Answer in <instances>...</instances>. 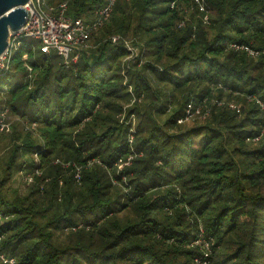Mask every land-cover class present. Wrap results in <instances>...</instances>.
<instances>
[{"label":"trees","instance_id":"trees-1","mask_svg":"<svg viewBox=\"0 0 264 264\" xmlns=\"http://www.w3.org/2000/svg\"><path fill=\"white\" fill-rule=\"evenodd\" d=\"M105 1L71 0L66 15L88 20ZM202 2L205 11L195 0H116L76 63L26 45L11 58L22 78L0 73V113L35 124L38 137L15 125L0 134L12 146L0 156V256L196 264L202 232L213 241L208 264H264V0ZM126 40L143 47L141 68L126 62ZM128 85L135 157L118 170L133 154L119 120ZM188 105L206 117L184 122ZM22 155L45 173L20 193L9 183Z\"/></svg>","mask_w":264,"mask_h":264},{"label":"built area","instance_id":"built-area-1","mask_svg":"<svg viewBox=\"0 0 264 264\" xmlns=\"http://www.w3.org/2000/svg\"><path fill=\"white\" fill-rule=\"evenodd\" d=\"M70 1L71 0H63L57 5V7L50 6L46 0H29V3L24 5V9L27 13V20L18 31L8 32L7 47L0 56V73L8 71L13 50H17L19 46L27 45L26 40L28 39L38 40L39 45L37 50L44 54H48L50 51H55L66 66L75 63L78 60L82 53V48L85 43L89 41L91 34L97 31L98 28H100L109 18L116 0H106L105 4L93 13V17L90 21H84L79 17L67 16L66 8ZM195 2L199 5L200 11H205L202 0H195ZM203 21L207 23V15L203 17ZM110 40L112 43H116L119 38L118 36H112ZM129 44L124 41L123 47L128 50L131 45ZM29 46L32 50L34 49L32 44H29ZM231 47H235V45H231ZM239 48L243 47L241 46ZM245 49L247 50V48ZM248 52L252 55L256 54V52L251 50H248ZM22 55L24 56V58L21 56L24 61L23 65L28 73H30L31 67L26 63L27 53H23ZM190 109L191 105H188L184 119L189 116ZM5 115L6 111L0 114V131L6 128V126L2 124ZM181 121L182 119L178 120V122ZM7 129L8 128H6V130ZM130 138L131 136H128L127 138L128 145L132 143L131 140H129ZM130 150L133 152L132 148H130ZM93 161H95V159H91L88 164ZM120 161L122 160L118 159L117 161L118 170H120V168L126 163L125 162L119 167L121 163ZM56 163H58V161ZM61 165L64 167L68 164L64 165L61 163ZM74 171V179L79 181V168L75 166ZM37 174L39 175L40 173L37 172ZM122 181L125 182L124 180ZM191 245L199 247L201 251V253L195 256L194 262L196 264H208L209 257L212 254V239L205 238L201 232ZM0 258L4 263L13 264V260L11 259L7 260L2 256H0Z\"/></svg>","mask_w":264,"mask_h":264},{"label":"rangeland","instance_id":"rangeland-1","mask_svg":"<svg viewBox=\"0 0 264 264\" xmlns=\"http://www.w3.org/2000/svg\"><path fill=\"white\" fill-rule=\"evenodd\" d=\"M46 1L48 2V0H46ZM172 6H173V4H171V7ZM92 17L90 19H88V20L87 19H84V18H82V19L84 21H90L92 19ZM104 24L105 23H103V25L100 28H102L104 26ZM100 28H98L97 31H99ZM97 31L93 32L91 34V36L93 34H95ZM91 36H90V38H91ZM90 41H91V39H89V41H87L85 43V45L83 46V48H82V51L86 52V54L89 53L90 49H94L95 48V46L92 45V43ZM126 42L128 44L129 43L131 44V41L130 40H126ZM26 43H27L26 48L32 50V48H30L29 47V44H28V43H30L34 47V49L32 51H36L38 49V45H39V41L38 40L28 39V40H26ZM21 47H23V46H19V48L17 50L16 49L13 50V52H12V57L13 58H15L16 55L19 53V50H20ZM25 51H27V50H22L23 53ZM127 51L129 52V54H128V57L126 58V61H128L130 59V65L136 62L137 65H138L137 68H141L139 65H142V63L143 64L145 63L144 62L145 61V58H144V49H143V47L139 43H135V45H130L129 46V49ZM23 58H24V56H23ZM72 64H74V63H72ZM10 71H11V73L14 74L15 78L14 79H11V77H9L8 78V82H11V83L12 82H16L17 80H20L22 78V73L20 71H18L17 69H15V62H12L11 63V65H10ZM30 73H28V71H27L26 78H29L30 77ZM123 76H125V75L123 74ZM127 90L132 95L131 103H129L128 105H126V108H124L123 111H122V113L119 114V120H120L121 124H123L124 126H126L128 128L127 138H128V136H131V138L129 140H131V142H132L133 141V135L135 133V125L137 123V119H136V115L134 113H130V114L127 113V107H129V106L132 105V103L135 100V97L133 96L132 88L129 85L127 87ZM142 96L143 95H141L138 100H141L142 99ZM193 109L194 108L192 106L191 109L189 110V113L190 114H189V116H187L184 119V122H193L195 120H198V119H201V118L206 117L207 114H205V113L202 114L201 107H197L195 110H193ZM186 110H187V107H186ZM4 111H6V115H5L4 119L2 120V124H4L6 126V128H8V129L6 130V128H4V130L0 131V134H2V135H9L11 133V131H12V126L15 125L17 127L16 130H18V131L20 130V132L21 131L22 132L23 131L24 132H28V133L32 134L33 137L34 136L35 137H38V133H37L35 124H29V123H27L25 121L24 118H20L19 116H12L10 114V112L7 109H5V108L1 111V113L4 112ZM18 143H21V141L18 142ZM11 148H12V146H11V143H10V139H9V141L6 140V139H3V141H1V144H0V156H4V155L8 154V152L10 151ZM128 148L129 149L132 148V150H133L132 143L130 145H128ZM27 157L28 156L22 155V156H20V157L17 158V161L20 160V161L23 162L22 168L19 171H17V170L13 171L12 170L13 174H12V177H11V180H10V183H9V185L11 186L12 189H16L20 193L21 192H24L25 187L27 185H30L32 183V180H33V177L34 176L42 177L44 175V173H45V171H42L43 169L42 168L40 169V167H36V168L34 166L31 167L30 166V163L28 162ZM33 157H34V160H35V164H37L38 163L37 157L34 156V155H33ZM134 157H135V153L133 152V154L131 153V154L127 155L124 158H120L122 161H120L121 163H120L119 167H121L122 164H124L125 162H126L125 164L130 165L132 163V160H133ZM94 159H95V161H93V162H96L97 159L96 158H94ZM57 161L54 160L53 164H58V163H56ZM92 163H90L88 165H91ZM62 164L66 165L68 163H62ZM125 164L120 169H122L125 166H128V165H125ZM61 166H63V165H61ZM66 167L67 166H64V168H66ZM0 172H1V169H0ZM37 172H39L40 174L38 175ZM120 179L125 181V182L122 181L121 184H122V188H123L124 192L126 193V187L128 185V181L126 180V177L125 176H122V178H120ZM45 181H47V180L45 179ZM75 182L76 183H79V181H76V180H75ZM61 184H62V179L59 180V185H61Z\"/></svg>","mask_w":264,"mask_h":264},{"label":"water","instance_id":"water-1","mask_svg":"<svg viewBox=\"0 0 264 264\" xmlns=\"http://www.w3.org/2000/svg\"><path fill=\"white\" fill-rule=\"evenodd\" d=\"M27 3L29 0H0V56L7 47L8 32L18 31L27 20Z\"/></svg>","mask_w":264,"mask_h":264}]
</instances>
